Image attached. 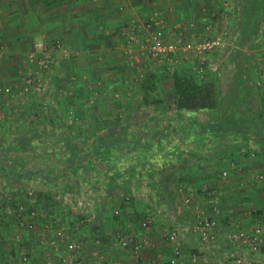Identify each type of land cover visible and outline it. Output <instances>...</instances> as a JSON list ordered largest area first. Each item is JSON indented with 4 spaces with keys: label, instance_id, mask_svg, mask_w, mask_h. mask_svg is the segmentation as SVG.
Segmentation results:
<instances>
[{
    "label": "rangeland",
    "instance_id": "374dc122",
    "mask_svg": "<svg viewBox=\"0 0 264 264\" xmlns=\"http://www.w3.org/2000/svg\"><path fill=\"white\" fill-rule=\"evenodd\" d=\"M234 3V0H226L227 10L204 23V26L209 25L206 36L199 39L184 32L185 38H181L182 41L198 42L222 35L226 27L229 28V34L223 35V50L212 57L210 63H214L209 66L221 95L220 107L234 94L237 96L233 90L240 89L245 94L255 91L257 105L262 110H258L259 114L247 112L237 116L242 120L259 121L260 115L264 114V57L261 61L255 60L258 58L255 54L261 52L264 55V46L260 45H264V16L258 18L253 28L251 44H254L246 48L245 63L241 60L236 67V51L244 42L235 41L233 37L237 26L230 5ZM142 23L147 27V22L142 20ZM134 28L125 29L128 30L126 35L121 34L118 56L114 57L113 48L110 53L99 49L92 57V63L87 61L86 66L79 64L83 61L81 54L84 51L78 52L79 37L73 34L69 39L68 34H63L31 44L25 41L29 46L21 48L0 44V237H29L32 235L29 233L37 231L39 220L54 237L58 230L69 237H78L74 224H66V215L69 220L73 219L77 210L65 209L62 206L64 197L89 200L97 196L101 200L106 196L103 192L95 196L94 192L99 189L94 186L99 187L102 183L105 184L103 189L107 190L109 185L110 192L116 189L113 192H119L120 199L126 201L125 197L131 196L129 191L126 193L127 188L132 191V183L138 186L137 182L147 176L148 167L167 150L156 141L141 146L147 136L165 139L169 137V130L173 133L174 127L175 131H183L185 126L180 123L191 117L207 121L203 113L208 110L171 108L172 76L190 71L196 73L200 58L181 50L171 60L155 58L147 47L151 36L157 34L155 26L147 27L146 34ZM132 34L139 39L137 42L129 39ZM159 35L165 41L174 40ZM140 46L143 48H138ZM140 52H143V57L139 56L141 60L136 56ZM116 58H121L123 63L112 65ZM93 59L98 63H93ZM204 59L208 61L206 57ZM42 60L48 62L47 70L39 63ZM116 75L123 80L116 83L113 78ZM231 75L234 76L233 84L227 80ZM122 85L128 88L129 99L121 96L125 91L121 90ZM157 99L160 103L145 104ZM240 100L246 102L243 95ZM131 104H144L145 110L140 114H129L124 107ZM229 115L228 111L225 116ZM133 122H137L136 125H132ZM137 125L141 133L134 129ZM261 125L264 127V121ZM144 132L147 136L142 134ZM132 140H137L139 145L132 147ZM145 167L147 169H143ZM132 176H135L134 180ZM150 182L155 183L153 179ZM51 184L53 186L48 187ZM44 187L52 191H46ZM109 198L108 201L115 202L118 195ZM20 213L25 223H33L32 227L18 221ZM6 216L11 219L8 226ZM31 220L33 222H27ZM48 224L52 226H46ZM5 226L14 228L4 230ZM91 226L83 225L79 230L92 229Z\"/></svg>",
    "mask_w": 264,
    "mask_h": 264
},
{
    "label": "crops",
    "instance_id": "0c3cea01",
    "mask_svg": "<svg viewBox=\"0 0 264 264\" xmlns=\"http://www.w3.org/2000/svg\"><path fill=\"white\" fill-rule=\"evenodd\" d=\"M136 2L0 0V44L21 48L28 45V42L31 44L44 38L52 40L57 35L68 34L69 39L75 35L79 37L78 52L84 51L81 54L83 61L79 64L86 66L87 61L92 63L91 59L99 49L110 53L113 48L114 57L118 56L121 53V34L126 35L128 30L125 29L132 26L142 34L149 31L147 27L155 26L157 34L166 36L169 40L185 38L184 32L200 39L209 33V25L204 26V23L209 22L210 17L222 15L227 10L226 0ZM254 2V10L259 13L257 17L261 18L264 16V0ZM235 3L230 5L234 17L238 15ZM142 20L147 22V27ZM25 37L28 38L25 40ZM260 45L264 46L263 43ZM260 53L256 52L258 58L255 60L263 59L264 55ZM142 54L143 52H140L136 55L139 60L142 59ZM93 61L98 63L95 59ZM115 61L112 63L114 66H118L119 62L123 63L121 58H116ZM113 78L116 83L123 80L118 75ZM227 80L229 84H233L234 76L231 75ZM122 86L121 90L125 91L121 96L129 99V92L126 90L128 88ZM233 91L237 96L234 94L233 98L224 101L220 109H211L209 112L205 110L207 112L203 115L208 118L207 121L196 116L188 118L180 123L186 129L175 131L174 127L173 133L169 130V137L165 139L155 140L148 137L146 132L142 133L146 134L147 138L141 146L156 141L158 146L166 147L167 150L164 148V155L158 156L157 161L152 160L151 165L147 164L150 165L149 172L137 182L138 186H134L131 181L133 190H126V193L129 191L131 194L128 200L123 202L120 193L113 192L116 189L110 192L109 187L106 190L102 186H94L100 190L95 189V196L103 192L106 197L101 200L100 197H93L91 205L83 208L82 213L96 212L97 220L91 226L92 229L84 227L79 230L81 226L76 231L79 236L70 237L71 240L82 243L83 257L88 264L95 260L99 263L105 261L107 264H167L176 248L180 249V260L184 264H214V260L219 259L231 248L228 240L230 234L239 230L251 231L254 228L264 214V189L253 178L256 171L264 169V127L261 125L264 118L255 120L258 123L253 120L252 123H232L233 116H225L228 111L237 117L238 114L257 113L262 110L261 106L257 105L255 91H252V94H245L244 91L242 93L240 89ZM242 95L246 102L240 100ZM235 98H238V101ZM143 105L131 104L124 108L129 114H140L145 110ZM136 123L133 122L132 125ZM134 129L141 130L138 125ZM131 144L136 147L139 145L137 140H132ZM223 172L226 174L223 175ZM134 178L135 176H132V180ZM150 179L155 183L150 182ZM52 186L53 184L48 185ZM48 187L44 188L51 192L52 189ZM210 192H213L217 199L214 206L207 202ZM185 194L191 195L190 206L182 202ZM116 195L118 198L115 202L112 199L108 201L109 196ZM102 200L106 201L101 203ZM201 211L203 217H210L216 223L215 234L218 242L209 246V260H203L198 255L201 250L199 236L191 231L193 219ZM6 220L8 226L11 219L6 216ZM56 221L59 222L57 219ZM66 221L67 225L74 224L73 219L69 220V215H66ZM44 224L39 220L37 231L29 233L32 234L29 237H0V262L60 264L67 254L65 240L59 235L54 237L49 228H44ZM178 227L181 228L179 236L182 237L179 247L167 239L170 230ZM12 228L14 227H3L4 230ZM15 230L19 233L18 229ZM117 234L135 238L142 243L138 257L132 255L130 247L114 246L113 240Z\"/></svg>",
    "mask_w": 264,
    "mask_h": 264
},
{
    "label": "built area",
    "instance_id": "2783aa9c",
    "mask_svg": "<svg viewBox=\"0 0 264 264\" xmlns=\"http://www.w3.org/2000/svg\"><path fill=\"white\" fill-rule=\"evenodd\" d=\"M222 33V35H217L215 37L204 38L198 42L195 41H182L183 39L176 38L172 41H165L159 34H153L147 43L148 50L151 52L152 56L155 58L161 59L166 58L167 60H171L176 58V53L181 51H186L189 53L196 54L201 62L199 61L196 65V74L201 78L204 71V57L208 59V67L213 66L212 57L214 55L223 50L224 38L229 34V28ZM130 36V40L138 41L136 35L132 34ZM223 35L225 37H223ZM203 56V60L201 57ZM209 56V57H208ZM219 59H217L218 61ZM217 61L215 63H217ZM42 63L45 70L48 69V62L46 60H42L39 62ZM226 172H223L225 175ZM253 178L256 182L260 183L264 189V169L260 171H256L253 174ZM181 192V191H179ZM74 199V200H73ZM126 200L129 199L125 198ZM191 195H184L182 197V202L186 206H190ZM62 206L65 209L77 210L76 215H74V226L75 229L83 225H94L97 220V214L95 212H90L88 214L82 213L83 208L89 207L93 200L91 199H79V198H63ZM207 202L214 206L216 204L217 199L213 192L209 193L207 197ZM202 213V214H201ZM196 217L193 219V223L191 225V231L198 234V240L200 242V253L198 254L201 259L209 260V246L217 244V237L215 234V221L210 217H203V212L201 211ZM21 214V213H20ZM34 215V213L32 214ZM30 216V215H29ZM21 224L32 227L33 223H25V219L21 214L20 218H17ZM27 222H33L27 221ZM181 228H173L168 233L167 239L173 243H175L179 247V243L182 240L180 237ZM58 235L65 240L67 254L61 259L60 264H88L83 257V246L80 241L71 240L68 235H64L61 230H58ZM230 249L224 255H222L219 259L214 260V264H264V214L261 216V219L255 224L254 228L251 231L239 230L230 234L228 237ZM114 246H118L120 248H132V255L134 257L139 256V248L141 246V242L135 240V238L125 237L123 234L115 235L113 240ZM180 249L176 248L168 259L167 264H184L180 260ZM50 264V262H47ZM92 264H107L105 261L98 262L94 261Z\"/></svg>",
    "mask_w": 264,
    "mask_h": 264
},
{
    "label": "trees",
    "instance_id": "16d2710c",
    "mask_svg": "<svg viewBox=\"0 0 264 264\" xmlns=\"http://www.w3.org/2000/svg\"><path fill=\"white\" fill-rule=\"evenodd\" d=\"M140 1V0H136ZM135 0L134 2L137 3ZM235 4L237 8L238 15L235 17V27L237 28L234 32L233 37L235 41H243V49L236 51V57L234 61L236 62L238 67L240 65L241 60L245 63V57L247 55L246 48H250L253 44V28L258 21L257 15L258 12H255L254 0H238ZM260 19V18H259ZM252 37V38H251ZM208 61L204 63V71L202 77L200 78L198 74L193 73V71L186 73L185 75H178L175 74L172 76V101H171V108L174 110H191V111H198V110H211V109H219L221 104V98L219 94V88L217 86L216 77H214V72L210 71V68L207 65ZM235 67V68H236ZM249 74V73H248ZM150 87V86H149ZM238 101V98H235ZM160 103V100L155 101H146L145 104L153 105ZM263 114V113H262ZM260 115V118H264V114ZM144 114H141L143 117ZM233 117L232 123H252L251 119L242 120L241 117ZM120 120V117H117ZM105 123V121H101ZM96 126V124H95ZM98 126V125H97ZM138 132L139 129L137 130ZM141 133V132H140ZM140 135V134H139ZM138 135V136H139ZM110 146V145H109ZM107 147L109 149L110 147ZM133 147V145H132ZM135 147V146H134ZM101 186L105 184H100ZM109 187V185H108ZM209 196V195H208Z\"/></svg>",
    "mask_w": 264,
    "mask_h": 264
}]
</instances>
